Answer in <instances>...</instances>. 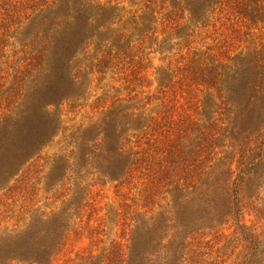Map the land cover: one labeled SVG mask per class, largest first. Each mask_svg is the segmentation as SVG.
<instances>
[{
  "label": "trees",
  "instance_id": "obj_1",
  "mask_svg": "<svg viewBox=\"0 0 264 264\" xmlns=\"http://www.w3.org/2000/svg\"><path fill=\"white\" fill-rule=\"evenodd\" d=\"M127 1L0 0V191L51 196L0 234V264H53L83 234L65 263L264 264V0ZM95 89L96 119L42 158Z\"/></svg>",
  "mask_w": 264,
  "mask_h": 264
},
{
  "label": "rangeland",
  "instance_id": "obj_2",
  "mask_svg": "<svg viewBox=\"0 0 264 264\" xmlns=\"http://www.w3.org/2000/svg\"><path fill=\"white\" fill-rule=\"evenodd\" d=\"M98 1L102 4H106L108 1V3L111 2V4L116 5L119 8L124 6L126 10L133 9L129 8L127 0ZM152 58L154 66H158L159 61L157 59V55H153ZM93 85H95V81L93 82ZM101 91L102 90L100 89H95L93 94L94 96L87 102L82 101L73 104H63L60 107V121L61 128L63 130L48 147L41 151L42 158H46L48 160L57 156L58 150L63 147L65 148L68 141H72V133H74L79 127L87 126L90 122L96 119L101 111L102 104H97L95 99L102 96ZM43 162L44 161L39 160L38 164L41 166ZM23 175L24 170L21 172L20 177ZM100 189H102V191H99L95 198L96 202H99L97 203L98 206L108 202V200L113 197L110 187L107 186ZM50 199L51 196L43 192V186L40 182L33 180L31 185L27 184L26 182L22 183V185H19L12 180L8 182L7 186L0 191V234L4 231L22 228L29 220V214L35 210L43 211ZM247 212L248 211L246 209L244 219L248 225H251L254 218L252 215H248ZM261 222L264 224V220ZM221 230H224L223 236L215 241V246L213 245L214 241L212 240L213 246L212 249L208 248L209 250L214 251L218 247H221L232 233V228H229L228 226L222 228ZM88 244L89 240L87 239L86 234H83L82 237L72 238L67 243L64 250L59 253L53 264H67L65 261L68 258L73 257L76 251L86 247ZM209 257L206 256L207 259H209Z\"/></svg>",
  "mask_w": 264,
  "mask_h": 264
}]
</instances>
